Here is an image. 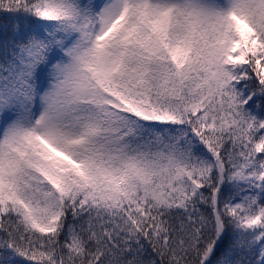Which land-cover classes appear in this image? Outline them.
Instances as JSON below:
<instances>
[{
	"label": "snow or ice",
	"instance_id": "6c2138e0",
	"mask_svg": "<svg viewBox=\"0 0 264 264\" xmlns=\"http://www.w3.org/2000/svg\"><path fill=\"white\" fill-rule=\"evenodd\" d=\"M0 264H264V0H0Z\"/></svg>",
	"mask_w": 264,
	"mask_h": 264
}]
</instances>
